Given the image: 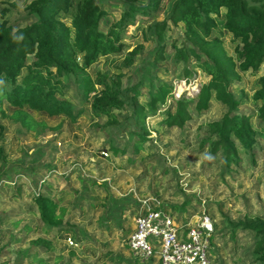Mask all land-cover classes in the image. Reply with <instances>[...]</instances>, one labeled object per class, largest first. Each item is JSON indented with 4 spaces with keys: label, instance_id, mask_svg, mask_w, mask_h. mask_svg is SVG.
<instances>
[{
    "label": "rangeland",
    "instance_id": "1",
    "mask_svg": "<svg viewBox=\"0 0 264 264\" xmlns=\"http://www.w3.org/2000/svg\"><path fill=\"white\" fill-rule=\"evenodd\" d=\"M97 1L105 11L100 22L105 32L118 21L123 5L120 0ZM170 1L162 0L159 11L149 17L138 14L136 23L121 34L122 51L100 56L89 68L90 74L119 75L123 87L138 81L144 56L155 49V40L145 29L150 22L164 19ZM29 2L0 0V13L6 10L4 19L10 24L25 25L31 21L26 18ZM63 20L69 23L70 17ZM221 33L232 55L235 43L229 34ZM182 39L181 24L169 23L166 51ZM138 46L134 62L123 66L128 52ZM182 67L181 63L174 69L168 65L167 71L157 73L171 85L170 94L176 98L194 95L207 80L191 67L194 73L177 77ZM263 73L262 68L241 73L231 86L240 100L238 112L249 115L256 129L261 126L252 94ZM62 81L64 96L83 109L73 121L26 110L32 123L27 127L10 118L12 109L0 98V264H35L37 260L42 264H158L155 259H136L127 245L138 202L144 198L156 199L177 225L210 224L209 264H258L251 253L253 233L233 229L232 224L264 220V137H256L253 155L241 152V164L222 172V157L201 149L199 142L206 135L207 123L226 110L211 100L208 110L193 114L182 127L159 125L162 111L147 117L151 139L139 153H133L130 145L121 152V128L105 126V118L95 117L89 104L81 101L72 80L64 77ZM146 89L141 87L142 92ZM110 139L119 147L116 153L110 149ZM37 193L58 202V212L63 211L61 227L48 228L40 221L32 201ZM68 236L75 246L67 243ZM39 237L51 242L49 251L29 249L30 242ZM28 252L35 253V258H29Z\"/></svg>",
    "mask_w": 264,
    "mask_h": 264
},
{
    "label": "trees",
    "instance_id": "2",
    "mask_svg": "<svg viewBox=\"0 0 264 264\" xmlns=\"http://www.w3.org/2000/svg\"><path fill=\"white\" fill-rule=\"evenodd\" d=\"M120 1L123 11L105 32L100 28L105 11L97 0H30L26 18L31 21L25 25L10 24L4 19L6 10L0 13V98L12 109L10 118L30 127L26 111L30 110L75 120L83 109L64 96L62 79L67 77L95 117L105 118V126L121 128V152L130 145L133 153H139L151 139L147 117L162 111L159 125L182 127L215 100L226 110L219 119L207 123L200 147L222 157V172L238 167L241 152L253 155L256 137H264V73L257 77L252 94L260 129L253 126L249 115L238 112L240 100L231 90L241 73L264 70V0H171L164 19L150 22L145 29L153 36L155 49L144 56L139 80L124 87L119 75L97 73L93 77L89 68L100 56L120 53L124 45L121 34L127 26L136 23L138 14L149 17L158 12L162 0ZM67 16L69 23L63 20ZM169 23L181 24L183 39L180 45L172 42L166 51ZM222 31L235 43L232 55L224 47ZM140 49L128 52L123 66H130ZM179 63L183 67L177 77L194 73L191 68L207 77L194 95L176 98L170 94L171 85L158 77L160 69L167 71L168 65L174 69ZM142 86H146L145 92ZM143 95L146 99L142 101ZM109 141L112 153L119 151L113 140ZM32 201L45 226L61 227L63 211L58 212L59 204L53 197L37 193ZM232 227L253 233L251 253L258 264H264V220L246 219ZM37 248L49 251L51 242L36 238L29 249ZM35 255L28 252L29 258ZM35 264H42V260Z\"/></svg>",
    "mask_w": 264,
    "mask_h": 264
},
{
    "label": "built area",
    "instance_id": "3",
    "mask_svg": "<svg viewBox=\"0 0 264 264\" xmlns=\"http://www.w3.org/2000/svg\"><path fill=\"white\" fill-rule=\"evenodd\" d=\"M154 198L139 200L134 226L127 239L133 256L158 264H209L207 252L212 232L204 222L194 226L177 225L172 215ZM67 243H77L67 237Z\"/></svg>",
    "mask_w": 264,
    "mask_h": 264
}]
</instances>
